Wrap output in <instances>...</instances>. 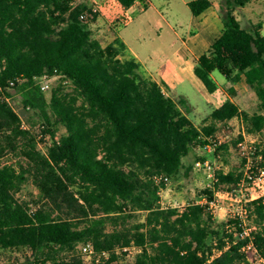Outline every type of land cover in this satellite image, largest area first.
<instances>
[{
  "label": "trees",
  "instance_id": "obj_1",
  "mask_svg": "<svg viewBox=\"0 0 264 264\" xmlns=\"http://www.w3.org/2000/svg\"><path fill=\"white\" fill-rule=\"evenodd\" d=\"M74 1L0 0V249H29L33 258L26 264H78L63 253L87 243L97 255H109L108 264L117 259V249L133 247L140 251L129 264L263 262L264 197L246 205L245 220L229 224H216L211 208L217 190L242 182L245 156L240 168L214 169L213 188L199 193L206 202L188 201L182 209L164 206L167 181H155L189 176L192 167L184 159L193 147L213 143L218 123L238 117L248 134L264 131L262 26L247 30L230 7L224 31L194 67L210 93L220 88L216 71L234 84L244 80L259 100L258 111L251 114L227 99L209 124L198 126L186 99L170 97L121 37L103 45L94 36L90 22L98 8ZM136 1L115 3L124 11ZM248 1L233 0L231 6ZM188 6L199 16L212 1ZM126 21H116V31ZM56 77L47 99L42 81ZM14 93L42 121L38 134L20 148L19 139L31 133L9 102ZM37 136L48 138L46 151ZM229 150L230 143L217 144L211 156L221 160ZM17 152L23 160L3 162ZM251 153L264 166V148L257 145ZM29 184L37 196H18ZM214 250L220 253L214 256Z\"/></svg>",
  "mask_w": 264,
  "mask_h": 264
},
{
  "label": "rangeland",
  "instance_id": "obj_2",
  "mask_svg": "<svg viewBox=\"0 0 264 264\" xmlns=\"http://www.w3.org/2000/svg\"><path fill=\"white\" fill-rule=\"evenodd\" d=\"M81 1H85L90 7L98 8V18L95 22H90V28L103 45L109 44L115 37L114 29L116 27L113 26L115 20L120 21L124 18L121 8L115 3V0H110L105 5L100 2L101 0H75L74 2L78 4ZM186 1L189 0H137L136 5L126 16L130 20L128 25L118 28L119 31L121 29V36L127 45L139 55L146 71L147 69L152 71L154 76L160 80V76L165 79L167 86H164V90L170 97L175 100L186 99L190 107L189 118L196 125L209 124L211 113L227 99H233L242 110L251 114L257 112L259 100L244 80L234 84L216 71L213 73V77L219 83L220 88L217 92L210 93L194 72L191 74L183 72V63H185V59L190 60L186 65L187 71L191 72L192 65L200 53H188V47H195L196 51L203 53L211 46L225 29L224 22L230 7L234 9V13L244 28L254 31L261 25L260 31L264 34V0H249L244 7L231 6L233 0H211L214 2V7L207 18H194L195 15ZM192 32L198 33V37L189 41L194 37L191 35ZM47 82L50 87L45 91V94L47 99H50L59 79L57 77L50 78ZM9 102L22 118V128L31 133L22 135L19 139V148L25 147L30 136L37 135L39 132L42 123L40 115L33 108L24 107L19 93H14L9 98ZM245 128V124L238 117L227 123L217 124L214 138H221L230 143L229 153L221 155V160L211 156L213 151L210 150V144L205 148L193 147L184 159L185 166H191L192 170L189 176L183 175L177 180L167 181L166 188L161 192L164 206L182 209L188 201L205 202L204 198L199 197V193L205 188L214 186V180L205 162L213 161L226 172L240 168L245 155H243V149L239 144L244 142V150L247 149L246 154L252 157L243 165L242 169L245 172L243 180L239 185L224 186L217 190L211 208L216 224L228 223L237 217H242L245 220L246 205L251 202L249 200L251 194H257L260 190L257 185H254L247 172L253 171V174H257L260 169H264L261 159L253 158V153L250 152V147H253L254 150L257 145L264 148V131L259 134H248ZM240 135L243 136V139L238 142L237 147H234L233 142ZM36 138L38 147L46 151L47 144L45 142L48 138L40 136ZM22 156H24L22 152L9 153L4 157L3 162H16L23 158ZM203 156L207 157L205 161L200 159ZM252 186L254 190L250 189ZM37 194L36 187L29 184L18 196L30 200ZM139 218L142 220L144 216L141 215ZM245 224V229L250 231L248 229L250 222L246 220ZM81 246L82 244L78 245L73 253H63V257L71 263L108 264L109 255H102V257L95 251L85 254L81 251ZM219 253L218 250H214V256ZM136 254L135 249L129 255L122 249H117L118 257L110 264L132 263ZM32 258L29 249H0V264H26ZM260 264H264V261Z\"/></svg>",
  "mask_w": 264,
  "mask_h": 264
},
{
  "label": "built area",
  "instance_id": "obj_3",
  "mask_svg": "<svg viewBox=\"0 0 264 264\" xmlns=\"http://www.w3.org/2000/svg\"><path fill=\"white\" fill-rule=\"evenodd\" d=\"M49 87H50V85H49V83L47 82L46 79L44 81H42L41 89L43 91H46ZM211 140H212L213 143H210V146H209L210 150H213L214 147L217 144H222V143L226 142L225 140H223L221 138H211ZM239 146L241 147V149H243L242 150L243 155H245L247 160L250 161L251 156L249 154H246L247 153V149L244 150V142H241L239 144ZM253 150H254V148L250 147V152H252ZM205 165H206L207 169L210 171L213 180L216 181L217 179L215 178V175H214V169L220 168V166H218L215 163H211L210 161H206ZM247 175H249V178L253 180L252 182L254 183V185H257L259 187V189H260L257 194L252 193L250 198H249V200L252 201V200H256V199L264 197V169H260V171L257 174H253V172H247ZM161 180L169 181L168 178H163V177H160V176H156L155 177V181L156 182H160ZM251 188H252V190H254L253 186L250 187V189ZM205 202H206V199H205ZM213 202H212L211 206L213 205ZM248 234H249V231L245 229L244 235L246 236ZM133 249H135L137 252L140 251L139 249H137L135 247H133V248H124L123 251L129 255L132 252ZM81 251L83 253H85V254H91V253L94 252L93 251V246L90 243H87V244L83 245L81 247Z\"/></svg>",
  "mask_w": 264,
  "mask_h": 264
},
{
  "label": "crops",
  "instance_id": "obj_4",
  "mask_svg": "<svg viewBox=\"0 0 264 264\" xmlns=\"http://www.w3.org/2000/svg\"><path fill=\"white\" fill-rule=\"evenodd\" d=\"M190 1H193V0H189V1H186V4L188 5V3L190 2ZM136 5V3L131 7V8H133L134 6ZM213 7H214V2L212 1V6L209 8V9H207L205 12H203L201 15H199V16H194V18H207L208 17V14L210 13V11H212V9H213ZM131 8L130 9H128V10H121L123 13H122V15L124 16V18L123 19H126L127 21H126V24L123 26V27H125V26H127L128 25V23H129V19H127V15L130 13L129 11L131 10ZM123 19H121V20H123ZM121 20L120 21H117V23L119 22V23H121ZM115 22H116V20H115ZM115 22H114V24H113V26H115L116 27V24H115ZM121 29H120V31L119 30H117L116 31V29H114V35H115V37H117V36H119V37H121L123 40H124V38L121 36ZM191 35H194V37L191 39H189V41L191 40H193L194 38H196V37H198V33H195V32H192L191 33ZM114 37V38H115ZM124 42L127 44V42L124 40ZM185 44V43H184ZM128 46V45H127ZM129 47V46H128ZM211 46H209L203 53H205L209 48H210ZM129 49L132 51V53L138 58V60L143 64V62L140 60V57H139V55L135 52V51H133L130 47H129ZM197 49L195 48V47H188V53H197V52H199L200 53V55L199 56H197V59L203 54L202 53V51H196ZM196 59V60H197ZM195 60V61H196ZM190 60L189 59H185V63H183V65H184V69H183V72H186V74H191V73H193L194 72V67H195V62H194V64L192 65V68H191V72H188L187 71V63L189 62ZM144 65V64H143ZM147 71L149 72V75H151L152 77H153V79H155L157 82H159L160 84H162V86H163V88H164V86H167L166 84V81H165V79H163L161 76H160V78H161V80L160 79H158L156 76H154V73L152 72V71H150V70H148L147 69ZM219 84V83H218ZM219 87H220V85H219ZM179 100V99H178ZM233 100V99H232ZM234 101V100H233ZM224 103V102H223ZM223 103H221V105L223 104ZM221 105H219V107L221 106ZM218 107V108H219Z\"/></svg>",
  "mask_w": 264,
  "mask_h": 264
}]
</instances>
